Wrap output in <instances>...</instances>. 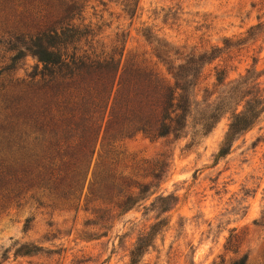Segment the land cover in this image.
<instances>
[{"label": "rangeland", "instance_id": "obj_1", "mask_svg": "<svg viewBox=\"0 0 264 264\" xmlns=\"http://www.w3.org/2000/svg\"><path fill=\"white\" fill-rule=\"evenodd\" d=\"M84 1L76 24L89 27L94 37L91 47L80 48L100 57L122 52L120 73L141 68L166 74L165 63L178 65L191 54L223 48L225 40L237 42L261 26L255 40L205 67L202 87L212 83L214 68L225 70L228 80L253 69L261 73L264 96V0H129L132 17L125 0ZM44 21L29 3L0 0V38L32 35ZM9 56L0 48V67ZM22 64L13 78L23 79L35 60L27 57ZM4 81L1 75L0 85ZM11 90L0 88V105ZM227 127L224 118L203 139H192L190 131L177 140L150 139L117 134L107 119L101 122L75 195L58 200L37 184L0 205V264H129L137 240L160 221L167 225L139 264H231L246 254L245 264H264V112L216 160ZM36 153L42 156L40 149ZM47 153L40 166L56 157L53 150ZM162 162L164 173L156 178ZM138 186L148 188L143 199L118 210L117 203L128 193L137 195ZM159 196L177 202L163 213Z\"/></svg>", "mask_w": 264, "mask_h": 264}, {"label": "trees", "instance_id": "obj_2", "mask_svg": "<svg viewBox=\"0 0 264 264\" xmlns=\"http://www.w3.org/2000/svg\"><path fill=\"white\" fill-rule=\"evenodd\" d=\"M15 1L29 3L45 21L32 35L0 38V48L10 53L0 67V76L5 77L0 88H12L0 105V205L19 199L24 190L37 184L58 200L75 195L88 146L106 119L117 134L177 140L188 131L192 139H203L227 118L228 127L215 157L219 160L230 153L236 139L254 128L264 112V96L258 83L261 73L253 69L228 80L225 70L214 68L212 83L202 87L205 67L224 52L255 40L263 32L259 25L250 28L242 40H225L223 48L191 54L178 65L165 63L166 74L141 68L120 73L122 52L113 50L100 57L80 48L81 43L91 47L94 37L89 27L76 24L84 0ZM125 1L132 17L131 4ZM27 57L35 64L23 79L13 78ZM49 150L56 157L40 166L50 155ZM165 167L163 162L156 165V178ZM147 192L148 188L138 186V194L124 195L117 209H132ZM157 202L164 213L177 200L159 196ZM166 225L163 221L153 224L137 240L129 264H139ZM31 252L26 250L25 254ZM247 258L246 254L231 264H245Z\"/></svg>", "mask_w": 264, "mask_h": 264}]
</instances>
